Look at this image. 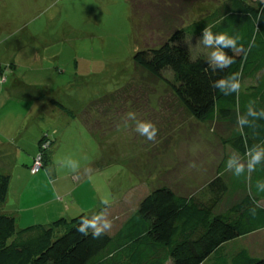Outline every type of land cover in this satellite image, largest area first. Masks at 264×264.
<instances>
[{"label": "rangeland", "instance_id": "rangeland-1", "mask_svg": "<svg viewBox=\"0 0 264 264\" xmlns=\"http://www.w3.org/2000/svg\"><path fill=\"white\" fill-rule=\"evenodd\" d=\"M183 1L0 0V70L5 78L0 85V173L12 177L10 198L20 184L35 181L45 189L44 196L25 190L34 195L31 202L23 194L18 197L27 208L17 226L30 220L45 224L54 214L91 215L97 200L108 198L115 203L107 218L113 222L108 232L114 233L152 189L166 184L179 192H194L214 176L229 151L219 137L225 134L223 127L194 119L167 84L136 70L132 62L137 49L165 39L173 29L168 24L172 18L176 24L185 15L179 22L188 25L206 19L221 2ZM136 5L141 10L134 15ZM159 15L170 22L163 24ZM201 40L188 38L190 49L211 58L212 49ZM52 98L74 116L67 118L63 110L49 106ZM96 100L106 103L104 112L98 105L95 112L88 108ZM85 110L92 132L81 121ZM128 112L156 125L155 142L135 131V122L125 117ZM43 135L52 141L49 160L31 174L29 166ZM19 142L26 148L18 153L17 167L10 169L7 145ZM65 156L80 161L77 172L57 163ZM40 199L54 202L39 206ZM5 209L0 204V213ZM261 242L262 235L254 234L247 243L254 254H261L256 251Z\"/></svg>", "mask_w": 264, "mask_h": 264}, {"label": "trees", "instance_id": "trees-1", "mask_svg": "<svg viewBox=\"0 0 264 264\" xmlns=\"http://www.w3.org/2000/svg\"><path fill=\"white\" fill-rule=\"evenodd\" d=\"M138 8L136 5L134 15ZM178 18V23L172 22L173 18L168 23V16L159 15L158 19L173 29L158 45L137 49L132 62L136 70L167 84L194 119L223 127L225 136L219 137L229 151L219 160L214 176L194 192H179L166 184L152 189L114 233L107 232L99 239L77 232L85 213L17 228L15 217L1 212L0 264H264V257H259L264 253V192H258L256 186L257 180H264V165L239 178L225 169V161L234 151L243 157L247 148L264 145V120L253 121L243 133L236 123L237 117L246 115L250 100L255 101V109L264 107V0H221L206 19L188 25L180 23L185 15ZM206 25H214V34L242 36L244 51L223 49L235 57V63L223 71H213L211 58L194 54L188 45V38L202 37ZM253 37L254 46L249 48ZM231 73H240L242 90L225 96L212 82ZM4 79L0 70V85ZM102 101L90 102L88 108L95 112L98 105L104 112L106 103ZM50 102L74 116L61 102L53 98ZM84 112L81 121L92 132L87 126L89 111ZM51 142L47 135L38 139L39 151L29 166L30 173L37 155L41 156V168L47 165ZM9 183L10 175L0 173V204L6 200ZM253 208L255 215L249 211ZM254 234L262 235L256 249L261 254H254L253 245L247 243Z\"/></svg>", "mask_w": 264, "mask_h": 264}, {"label": "clouds", "instance_id": "clouds-1", "mask_svg": "<svg viewBox=\"0 0 264 264\" xmlns=\"http://www.w3.org/2000/svg\"><path fill=\"white\" fill-rule=\"evenodd\" d=\"M260 17H257V21ZM214 25H206L203 29V35L201 43L206 47L212 49L210 68L213 71L219 69L223 71L226 68L231 67L235 63V57L229 56L223 49L227 48L234 51H244V46L240 42L242 41L241 35L230 36L227 32H219L214 34L212 28ZM257 30H259L257 28ZM255 37L248 42V47L254 46ZM212 87L217 89L221 94L228 96L232 94H239L242 90V84L240 80V73H231L225 77L217 79L212 82ZM255 101L250 100L245 107L246 115L237 117L236 123L240 128L241 132L245 129V126H253V121L257 119L264 120V107L258 110L253 107ZM218 114V108L216 109ZM125 117L135 122V131L142 136H145L147 140L155 142L158 134V129L155 124L151 121H144L136 119L134 112H128ZM252 118V120L249 119ZM128 126L127 120L124 124ZM259 127V125H255ZM87 159V157H84ZM57 163L62 168H67L71 172H77L81 167L80 161L73 159L71 156H65L60 158ZM258 165H264V145H253L244 153L241 157L239 153L233 152L225 161V169L232 173L233 176L239 178L246 173H252L256 170ZM191 167H195V164H191ZM257 191L264 192V180L256 181ZM110 199H104L101 201L102 204L110 205ZM252 215L256 214L255 208L249 210ZM104 213H96L92 219H88L87 215H83L80 219V223L77 227V232L82 236H88L91 234L93 239H99L102 235H105L113 226L112 220L104 219L103 223H98L101 216Z\"/></svg>", "mask_w": 264, "mask_h": 264}, {"label": "crops", "instance_id": "crops-1", "mask_svg": "<svg viewBox=\"0 0 264 264\" xmlns=\"http://www.w3.org/2000/svg\"><path fill=\"white\" fill-rule=\"evenodd\" d=\"M24 85V84H23ZM18 86V88H20V87H22V86H20V85H18V84H16V86L15 87H17ZM23 87H25V86H23ZM24 90H27V89H25L24 88ZM51 100V99H50ZM49 100V101H50ZM51 102H49V106H52L51 104H50ZM54 106V105H53ZM58 109V108H57ZM60 110V109H59ZM62 112V111H61ZM69 117V115H67V118ZM7 147H8V151H9V154L11 155V156H8L9 158H10V160L9 161H11L10 162V164H11V168L10 169H12V168H14V167H17L16 165L18 164L17 163V160H18V153L19 152H22L23 150H24V148H26V146H24L23 144H21V142H19V144L17 143V144H13L12 146L11 145H7ZM24 147V148H23ZM0 150L2 151V148L3 147H1L0 146ZM8 154V155H9ZM24 161V160H23ZM39 182V181H38ZM11 184H12V177H11V175H10V183H9V187H8V193H7V197H6V200H5V202L3 203V205H5L6 206V209L5 210H2L3 211V213L5 212V213H7V214H10V215H13L14 217H15V219H16V225H17V222L21 219V222L22 221H24V219H23V216H24V213H22V210L23 209H25V208H27V206H25L26 205V203H25V201H23L22 199H20V198H18L20 195H24V197L26 198V201H28V202H31L32 200H34V195L32 196V195H30L28 192H26L25 193V190H33L34 192H32V193H38V195L39 194H41L42 193V195L44 196L45 195V189H42L41 187H39V184H36L35 183V181H33L32 182V184L31 185H29V184H26L25 186H21L22 184H20V186L17 188V190H16V193H15V196L13 197V198H10V196H11ZM42 186V185H41ZM43 187V186H42ZM41 192V193H40ZM38 198H39V196H38ZM51 201V202H50ZM101 201L102 200H100V199H98L97 200V203L93 206V209H94V211H93V213L94 212H96L97 211V209H101L100 210V212H98V213H104V215H102L101 216V218H104V219H107L108 218V214H109V211H110V209H111V207H113L114 205H115V203H113V204H110V205H105V204H103L102 205V203H101ZM34 202V201H33ZM32 202V203H33ZM54 201H52V200H45V201H43V203H42V200L40 199V200H38V204L37 203H35V204H37V205H39V206H41L42 204H45L46 205V207H47V205L50 203V204H52ZM101 205V206H100ZM93 213L91 214V215H88L91 219H92V216H93ZM96 214V213H95ZM55 215V214H54ZM53 215V217L50 219V222H51V220L53 219V220H55V219H58V218H60V217H63V216H59V217H57V218H54V217H56V216H54ZM58 216V215H57ZM65 216H68V215H65ZM49 221V220H48ZM50 222H46L45 224H49ZM24 223V225L23 226H17V228H23V227H25V226H29V225H32V224H37V223H32L31 222V220L29 221V223L27 224V222H23ZM40 224H42V223H40ZM109 233H112V232H109Z\"/></svg>", "mask_w": 264, "mask_h": 264}, {"label": "built area", "instance_id": "built-area-1", "mask_svg": "<svg viewBox=\"0 0 264 264\" xmlns=\"http://www.w3.org/2000/svg\"><path fill=\"white\" fill-rule=\"evenodd\" d=\"M40 168H41V156L37 155L36 158L34 159V163L32 167L30 168V171L31 173H37L40 170Z\"/></svg>", "mask_w": 264, "mask_h": 264}]
</instances>
